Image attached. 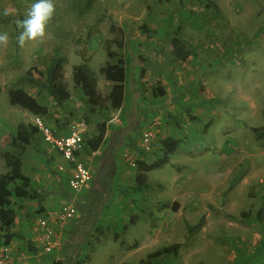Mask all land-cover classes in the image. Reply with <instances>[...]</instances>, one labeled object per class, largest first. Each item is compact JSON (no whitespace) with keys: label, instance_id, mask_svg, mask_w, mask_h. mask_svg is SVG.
I'll list each match as a JSON object with an SVG mask.
<instances>
[{"label":"rangeland","instance_id":"rangeland-1","mask_svg":"<svg viewBox=\"0 0 264 264\" xmlns=\"http://www.w3.org/2000/svg\"><path fill=\"white\" fill-rule=\"evenodd\" d=\"M86 1L52 0L46 41L20 47L21 29L13 21L37 0H0V33L9 35L7 47L0 46V174L9 170L2 154L18 152L12 139L20 122L36 125L39 118L56 136H82L73 160L39 129L21 155L22 170L42 197L11 203V231L23 237L12 239L24 254L21 263L135 264L150 251L180 243L176 254L153 262L264 264V141L251 129L258 127L264 140V0H212L218 11L207 0H90L85 7ZM117 29L122 48L114 42ZM173 36L190 51L185 59L173 54ZM107 46L126 68L118 109L87 104L72 78L83 63L107 95L112 82L100 70L113 61ZM55 53L64 58L70 92L61 104L19 80L28 69L43 78ZM16 87L44 103L48 113L11 105L8 91ZM100 122L105 136L92 150L87 141ZM168 136L180 140L177 148L168 162L146 173L148 186L138 189L136 160L162 156L161 141ZM77 165L89 179L74 188ZM130 217L138 222L132 225ZM41 219L47 228L40 229ZM38 232L55 245L50 251ZM27 239L36 251L27 250Z\"/></svg>","mask_w":264,"mask_h":264},{"label":"trees","instance_id":"trees-1","mask_svg":"<svg viewBox=\"0 0 264 264\" xmlns=\"http://www.w3.org/2000/svg\"><path fill=\"white\" fill-rule=\"evenodd\" d=\"M208 4L211 5L214 10L218 11L219 7L212 0H207ZM90 0L86 1L85 7H89ZM112 28V27H111ZM118 37L114 39L116 46L122 48L123 43V32L121 29ZM173 54L178 56L180 59H185L190 55L189 50H185L186 44L183 39L173 36L170 39ZM106 55L108 61L103 67L101 72L104 78L112 82V86L107 95H102L97 89L96 78L89 68L81 63L74 67L73 81L76 85H79L82 94L85 97L87 104L92 107L97 106L99 108L111 107L118 109L121 107L124 96V82L126 78V68L123 57L120 56L116 50L111 49L110 46L106 48ZM63 64L64 58L60 54L55 53L43 75V78H35L30 69L20 77V81L24 82L31 87L37 89L38 93L45 94L48 99H51L57 104H61L67 100L70 96V92L67 88L66 81L63 75ZM8 100L11 105L18 106L22 109L29 111L34 115H46L48 113V107L41 103L34 95L21 87L12 88L8 91ZM191 119L194 116L190 115ZM252 131L255 132L260 142H263V133H259L258 127H251ZM39 130L36 125H30L24 122H20L17 125L16 135L12 139V145L18 149L17 153L4 152L2 157L5 164L9 168L6 173L0 174V230L4 231L0 237V244H9L13 238L22 236L11 231V228L15 222V210L11 206L12 201L22 199H32L37 202H41L40 193L32 187L30 177L22 170L21 155L24 153L27 146L31 143V139L35 133ZM105 136V123L100 122L97 124V134L87 141L88 146L92 150H96ZM179 139L168 136L161 141V152L162 156L157 159L148 162L143 159L136 160V175L135 184L138 189L145 188L148 186L146 182V173L154 168L161 166L162 164L169 161V155L174 152L179 144ZM264 145V142H263ZM202 218L193 225L190 230L198 228L201 224ZM133 218L130 217L129 223H133ZM117 235L114 234V239ZM25 239V238H24ZM123 243V242H121ZM27 250L36 251L32 241L26 240ZM180 243H172L169 245H163L153 251L148 252L143 258H141L135 264H155L153 259L162 254H176ZM136 247L128 246V248ZM50 264H64L61 260H53ZM128 264V263H124Z\"/></svg>","mask_w":264,"mask_h":264},{"label":"built area","instance_id":"built-area-1","mask_svg":"<svg viewBox=\"0 0 264 264\" xmlns=\"http://www.w3.org/2000/svg\"><path fill=\"white\" fill-rule=\"evenodd\" d=\"M37 128L42 132L43 139L51 143L53 147H55L65 159L73 160L74 152L80 147L82 142V136L80 133L76 131H72L66 135H58L56 136L53 133L51 127L43 124L39 118L36 123ZM89 179V174L87 171L81 167V165H77L75 174L73 175L70 183L74 188L81 187L87 180ZM74 213L73 207L69 208V214ZM46 221L41 219L40 224L42 227L47 228L45 224ZM47 232V231H46ZM50 241L47 240L46 243L43 240V247L45 251H50L55 245H50ZM24 254L21 252L13 251L8 244H0V264H23L21 260L24 259ZM27 264V263H25ZM40 264V263H36Z\"/></svg>","mask_w":264,"mask_h":264},{"label":"clouds","instance_id":"clouds-1","mask_svg":"<svg viewBox=\"0 0 264 264\" xmlns=\"http://www.w3.org/2000/svg\"><path fill=\"white\" fill-rule=\"evenodd\" d=\"M12 13L5 8L2 15L10 16ZM55 14V6L52 0H37L26 11L23 19H15L13 22L21 29L16 41L20 47L26 42L44 43L46 41V27ZM9 35L7 32L0 33V46L7 47Z\"/></svg>","mask_w":264,"mask_h":264},{"label":"crops","instance_id":"crops-1","mask_svg":"<svg viewBox=\"0 0 264 264\" xmlns=\"http://www.w3.org/2000/svg\"><path fill=\"white\" fill-rule=\"evenodd\" d=\"M39 218H40V217H39ZM137 222H138V221L135 220V221L132 223V225H135ZM38 226H39V225H38ZM39 227H40V229H42V226H41V225H40ZM123 227H124V226H123ZM34 232H35V234H36V231H34ZM38 233H39V237H38V238L40 239L39 241L41 242V241L43 240V238H42V237H43V233H42V232H41V233L38 232ZM114 234H115V233H114ZM8 245H9V247H10L13 251H15V252L17 251L16 247H14V245H12V241H11ZM117 248H119V247H114V249H117ZM134 248H135V247H134ZM97 249H98V247H97L95 250L97 251ZM117 250H118V249H117ZM22 251H24V250L22 249ZM96 251H95V252H96ZM95 252H94V253H95ZM119 252H120V251H119ZM120 257H122V255H121ZM120 257H119V260H120Z\"/></svg>","mask_w":264,"mask_h":264}]
</instances>
